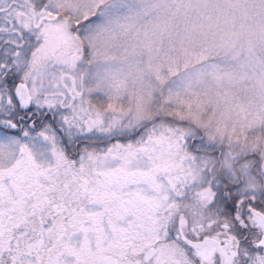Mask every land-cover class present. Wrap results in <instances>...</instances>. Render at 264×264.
Masks as SVG:
<instances>
[{"label": "snow or ice", "instance_id": "6c2138e0", "mask_svg": "<svg viewBox=\"0 0 264 264\" xmlns=\"http://www.w3.org/2000/svg\"><path fill=\"white\" fill-rule=\"evenodd\" d=\"M222 8L237 10L241 27H264V0ZM163 13L172 23L153 35ZM129 16L143 18L141 34L126 35ZM205 18L192 0H0V264H264V96L155 88L178 59L264 71V45L242 57L212 39L182 46L180 35ZM93 35L126 42L86 46ZM100 56L153 85L82 91L71 68ZM48 72L63 73V92L36 91ZM134 92L156 115L114 124ZM215 105L231 106L239 135L184 130L186 113ZM163 146L176 150L175 170L149 166Z\"/></svg>", "mask_w": 264, "mask_h": 264}, {"label": "clouds", "instance_id": "9594fccd", "mask_svg": "<svg viewBox=\"0 0 264 264\" xmlns=\"http://www.w3.org/2000/svg\"><path fill=\"white\" fill-rule=\"evenodd\" d=\"M207 8L211 18L198 19L192 26L184 31L179 37V43L186 48H197L208 39L214 40L215 44L226 50L234 57H242L258 46L264 45V27L257 24H245L241 27L240 13L234 9L223 10L222 0H192V10ZM173 17L170 13H163L148 26L153 35L163 34L168 31ZM126 35L141 34L145 30L142 17L129 16L126 21ZM102 31L112 32L113 28L109 21L98 22ZM85 45H100L115 47L117 44L125 43L126 40L116 41L109 37L84 38ZM71 76L75 77L82 91H92L96 88H111L123 85L130 80H137L140 89L153 85L150 76H138L134 66L121 58L112 56H100L91 62L73 66L70 70ZM86 73V75H85ZM65 76L62 72H48L43 76L42 82L36 86V91L61 93L64 90ZM183 93L199 91L203 87H210L219 92H227L240 98H251L253 96H264V71H249L237 64H222L219 62H200L192 60L185 62L176 60L174 71L169 77L155 84L156 91L167 90L171 85ZM225 110L231 111L230 105H215L211 110L194 111L186 113V131L203 130L207 134L217 136H237L240 133L239 125L228 120ZM164 112L169 111L167 108ZM156 115V108L152 100L145 97L141 92H134L122 112L114 118L113 123L123 121L125 117L143 123ZM165 127L167 125H164ZM122 164L125 167L131 165V157L124 155ZM252 167V162H246ZM180 161L175 149L163 146L157 157L150 162L154 169L175 170ZM223 165L218 166V171ZM185 171L192 174L195 170L186 167Z\"/></svg>", "mask_w": 264, "mask_h": 264}]
</instances>
